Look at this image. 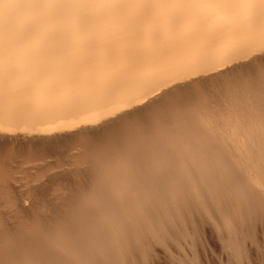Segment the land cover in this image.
<instances>
[{"label":"bare ground","instance_id":"bare-ground-1","mask_svg":"<svg viewBox=\"0 0 264 264\" xmlns=\"http://www.w3.org/2000/svg\"><path fill=\"white\" fill-rule=\"evenodd\" d=\"M223 7L0 3V264H193L209 223L236 257L264 221V25Z\"/></svg>","mask_w":264,"mask_h":264},{"label":"snow or ice","instance_id":"snow-or-ice-1","mask_svg":"<svg viewBox=\"0 0 264 264\" xmlns=\"http://www.w3.org/2000/svg\"><path fill=\"white\" fill-rule=\"evenodd\" d=\"M12 2L25 6L29 9L39 10L42 13L57 15L70 13L72 6L80 4H163V5H203V6H217L222 10H226L223 6L228 5H248L256 9L257 15L254 20L249 23H260L264 25V0H12ZM3 3V0H0ZM6 22L2 15H0V128L3 125V87L6 76V64L4 53V33ZM12 31V26L9 24ZM51 29L47 25H40L28 30L24 36L23 41L32 45L36 42L47 40ZM13 74H19L15 66L9 62L7 64V75L10 77ZM117 88L120 85H116ZM257 181L264 182V176H257ZM255 250V249H254ZM261 254V253H258Z\"/></svg>","mask_w":264,"mask_h":264},{"label":"rangeland","instance_id":"rangeland-1","mask_svg":"<svg viewBox=\"0 0 264 264\" xmlns=\"http://www.w3.org/2000/svg\"><path fill=\"white\" fill-rule=\"evenodd\" d=\"M259 220H262V219H259ZM257 221H258V219L254 220V222H250L248 225V227H250L252 231L254 230L253 231L254 234L251 233L252 232L251 230H250L251 232H249V233L253 234V235H251V234L249 235L250 239L248 238V235H247V232H248L247 229H243V231H241V233L238 231V234L241 237V241H240L241 243H239L238 246L236 247L238 250L235 248L236 257H234V256L232 257L230 251H228L223 246V242L221 240V237H220L219 233L215 230L214 226L211 223L207 224L205 226L206 229L204 230L201 242H200L199 246L196 248L198 251L197 263L195 262L193 264H264V221L262 223H261V221H260V223H259V221L258 222ZM255 222H256V224H255ZM234 224L241 225L239 222H237V223L234 222ZM208 226H210V227H208ZM255 235H257V236H255ZM172 246H174V245L172 244ZM175 249L180 251L176 247H172V249L170 248L171 251H173ZM153 250H154L155 254L152 253ZM153 250L150 251L151 253L149 254L152 257V258L149 257L150 263L147 261L149 259L148 258L146 260H143V262L140 261V262H142V264H148V263L149 264H156V262H157V264H181V263L176 262V254H178V253L180 254L181 252H178V251L176 252V250L171 252L169 249H164L158 245H156L155 249H153ZM160 251H162V252H160ZM185 253L186 254L188 253V254L186 255ZM258 253H261V254H258ZM183 254L190 257V256H192L191 255L192 251H191V249H188V252L184 251ZM190 259H189V262H190ZM199 259H202V260H199ZM172 260H175V261H172ZM189 262H187V263L190 264ZM187 263H183V264H187ZM130 264H132V263H130ZM135 264H136V262H135ZM137 264H140V263L137 262Z\"/></svg>","mask_w":264,"mask_h":264}]
</instances>
